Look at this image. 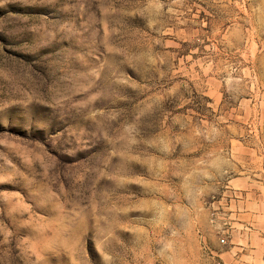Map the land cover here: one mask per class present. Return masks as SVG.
I'll return each instance as SVG.
<instances>
[{"label": "rangeland", "instance_id": "1", "mask_svg": "<svg viewBox=\"0 0 264 264\" xmlns=\"http://www.w3.org/2000/svg\"><path fill=\"white\" fill-rule=\"evenodd\" d=\"M0 264H264V0H0Z\"/></svg>", "mask_w": 264, "mask_h": 264}]
</instances>
